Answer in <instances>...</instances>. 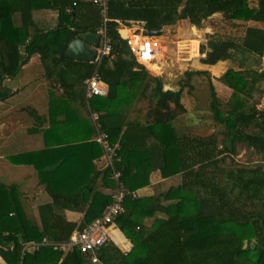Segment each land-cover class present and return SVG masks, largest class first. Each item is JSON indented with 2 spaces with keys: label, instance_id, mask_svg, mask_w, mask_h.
Wrapping results in <instances>:
<instances>
[{
  "label": "trees",
  "instance_id": "1",
  "mask_svg": "<svg viewBox=\"0 0 264 264\" xmlns=\"http://www.w3.org/2000/svg\"><path fill=\"white\" fill-rule=\"evenodd\" d=\"M255 1L109 0L107 31L112 50L98 67L95 62L65 56L80 31L97 32L103 25L101 8L94 0L0 1L1 79L15 77L32 55L39 54L45 76L59 84L67 99L85 106L84 81L96 70L108 85V94L93 97L91 106L100 112L102 128L120 146L117 166L130 194L125 198V212L115 223L133 246L125 252L109 238L98 252L101 264H264V106H260L264 97V0ZM38 9L58 10L59 26L38 29L34 20ZM215 14L235 28L245 25L240 37H223L213 31L200 46L202 63L233 64L219 78L233 89L224 114L207 70L187 71L177 90L164 89L162 78L152 75L130 52L115 21H142L148 30L162 31L180 20L203 27ZM196 75L207 76L209 107L213 120L220 124L217 131L205 135L190 130L183 119L188 111L183 99L194 90ZM10 93L7 90L0 99ZM143 95L150 100L147 121L130 120L128 110ZM79 122L88 130L87 138L96 133L91 118ZM240 145L250 149L256 161L236 163ZM88 146L103 152L95 141ZM136 157L144 163L142 167L134 165ZM155 169L165 176L180 173L181 183L158 196L134 197ZM100 174L74 194L51 192L52 200L39 206V222L32 227L25 221L18 193L0 184V255L7 264H20L25 242L44 237L67 242L74 231L83 230L100 216L112 202L115 188L109 167L99 185ZM66 209L82 211L81 222L69 221ZM158 212L163 215L156 216ZM148 217H154L149 225ZM5 225L10 231H5ZM22 262L92 264L77 248L63 252L49 245L26 252Z\"/></svg>",
  "mask_w": 264,
  "mask_h": 264
},
{
  "label": "crops",
  "instance_id": "2",
  "mask_svg": "<svg viewBox=\"0 0 264 264\" xmlns=\"http://www.w3.org/2000/svg\"><path fill=\"white\" fill-rule=\"evenodd\" d=\"M218 15L220 14H215L213 17ZM15 19L20 23L19 14ZM34 20L38 29L46 31L56 28L60 23L59 11L38 9L34 11ZM208 21L210 20L205 21V27L202 28L205 37L214 31ZM179 23L185 24V27L192 26L187 20H180ZM249 24L255 25L254 22ZM159 37L161 39V35ZM164 55L155 64L160 70L154 71L153 65L145 66L152 75L163 77L165 67L170 64L165 60L166 54ZM197 59L199 60L197 70L209 72L220 99H223L220 89L225 97L231 96L233 89L219 78L229 67H233V64L220 61L210 65L202 63L201 58ZM162 80L164 89L179 88L178 85V88L174 89L177 86L173 81L169 83L165 82V78ZM103 85L108 90L105 82ZM2 89L4 93L7 90L11 93L6 98L0 99V184L13 187L18 193L20 206L26 217L25 221L28 227H32L33 223L39 222V206L52 200L51 192L74 194L76 190L87 185L96 173H101L97 180L100 185L103 181L102 173L108 166L100 147L88 146L94 141L95 134L87 138L88 130L79 122L82 116L78 104L66 103V97L62 95L59 84L45 76L39 54L32 55L15 77L6 76L3 79L0 77V91L3 92ZM2 92L0 95L4 94ZM143 102H147V109L142 106ZM148 102L150 103V100L145 95L138 98L128 110V118L146 122ZM36 118L39 120L36 121ZM54 119L57 121L54 122ZM134 165L142 167L144 163L140 164L139 158L136 157ZM175 165L173 164V168ZM132 173L134 174L135 171L133 170ZM181 179L180 173L165 176L162 170L155 169L151 171L146 185L137 188L133 195L136 198L158 196L169 188L179 185ZM101 190L109 191L108 188L103 187ZM10 215L12 216V213ZM162 215L160 212L156 213V216ZM65 216L69 221L79 223L84 213L66 209ZM153 220L154 217H148L145 222L149 225ZM5 228V231H10L8 226ZM110 238L122 251L129 252L132 249L133 243L117 223L110 229ZM0 264H7L1 255Z\"/></svg>",
  "mask_w": 264,
  "mask_h": 264
},
{
  "label": "built area",
  "instance_id": "3",
  "mask_svg": "<svg viewBox=\"0 0 264 264\" xmlns=\"http://www.w3.org/2000/svg\"><path fill=\"white\" fill-rule=\"evenodd\" d=\"M94 2L101 8V13L103 15V25L97 31L101 38L100 44L95 48L97 54L93 61L98 67L104 57L110 54L112 44L107 31V22L109 21L107 8L109 0H94ZM115 21L118 23L117 30L126 41L130 52L134 54L138 62L142 65H155L165 56L164 54L167 48L163 46L159 36H149L146 34L148 29L144 22H125L120 19H116ZM181 49L182 48L179 50V54L182 52ZM84 84L86 107L96 132L94 140L102 147L107 166L111 169V177L115 181L112 202L106 204L102 214L87 224L83 230L74 231L67 242H54L47 237L41 240L25 242L21 250L20 264H23L22 259L26 252L35 251L47 245L58 248L63 252H68V250L77 248L88 255L91 263H99L100 257L98 252L109 239V229L115 224L116 217L125 212L124 202L126 196L130 194V191L122 180V170L117 166L118 162L121 160L119 155L120 146L117 142H113L109 132L102 128L100 112L93 109L91 106V99L93 97L106 96L108 90L104 87L101 76L97 70L85 79ZM260 106H264V103Z\"/></svg>",
  "mask_w": 264,
  "mask_h": 264
},
{
  "label": "rangeland",
  "instance_id": "4",
  "mask_svg": "<svg viewBox=\"0 0 264 264\" xmlns=\"http://www.w3.org/2000/svg\"><path fill=\"white\" fill-rule=\"evenodd\" d=\"M252 4L256 3L255 0H251ZM207 23V22H206ZM212 26L213 30L217 32L218 35L223 37L235 36L240 37L243 35L244 24L243 26H238L235 28L230 21L222 18L221 15L213 17L208 21ZM264 26V24H261ZM205 27V22L203 27L188 26L185 27V24L179 23V21L171 26L165 27L162 30L161 40L164 47L167 48L165 54V60L168 61L169 66L165 67L163 73V79L165 82H174V89L178 88V85L186 77V72L190 70H197V63L200 58V46L205 45L206 37L205 31L202 28ZM217 30V31H216ZM186 38V40H184ZM193 38V40H191ZM183 42V43H182ZM180 47L182 48L181 54H179ZM154 71L160 70L157 66L153 65ZM192 82L194 83V90H190L189 93L185 95L184 104L187 106V113L184 115V121L190 130L199 134H209L212 131H217L220 124L215 122L212 117V112L209 107L208 97H209V88L207 85V76L205 75H196L193 77ZM4 93V89H2ZM188 90V88H186ZM52 92V91H51ZM220 94L222 96L221 101V110L224 113H227L229 109V100L231 96L225 97L224 92L220 89ZM233 94V92H232ZM228 98V99H227ZM264 103V97L262 99ZM66 103L78 104V110L82 118L90 120L88 109L82 105L80 102H76L66 98ZM142 106L147 109V102H143ZM149 107V102H148ZM177 123V122H175ZM178 124V123H177ZM95 141V140H94ZM236 163L239 164H248L256 161V157L253 155L252 151L246 147L240 145L238 147V153L235 156ZM115 225V224H114ZM112 228V227H111ZM110 228V229H111ZM120 228V227H119ZM110 229H109V238H110ZM121 229V228H120ZM250 246L254 245V241L249 243ZM100 264V263H92Z\"/></svg>",
  "mask_w": 264,
  "mask_h": 264
},
{
  "label": "water",
  "instance_id": "5",
  "mask_svg": "<svg viewBox=\"0 0 264 264\" xmlns=\"http://www.w3.org/2000/svg\"><path fill=\"white\" fill-rule=\"evenodd\" d=\"M149 36H160L162 31L147 30ZM100 35L97 32L80 31L70 42L65 56L71 59L93 62L97 51L96 47L100 44Z\"/></svg>",
  "mask_w": 264,
  "mask_h": 264
}]
</instances>
